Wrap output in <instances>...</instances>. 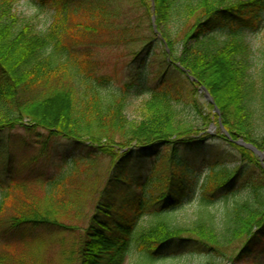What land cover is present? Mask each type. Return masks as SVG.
Instances as JSON below:
<instances>
[{
  "label": "trees",
  "instance_id": "obj_1",
  "mask_svg": "<svg viewBox=\"0 0 264 264\" xmlns=\"http://www.w3.org/2000/svg\"><path fill=\"white\" fill-rule=\"evenodd\" d=\"M18 1L0 0V133L23 127L42 154L57 140L66 168L36 180L39 191L26 179L1 191L0 264H44L51 244L61 264H160L164 252L234 264L264 242V163L234 142L264 151V42L247 40L264 28V0H23L50 12L40 30ZM112 44L154 58L156 85L107 92L92 56ZM213 124L239 163L181 160ZM238 179L246 192L232 194ZM196 188L195 219L181 222L174 211Z\"/></svg>",
  "mask_w": 264,
  "mask_h": 264
},
{
  "label": "rangeland",
  "instance_id": "obj_2",
  "mask_svg": "<svg viewBox=\"0 0 264 264\" xmlns=\"http://www.w3.org/2000/svg\"><path fill=\"white\" fill-rule=\"evenodd\" d=\"M15 12L21 17L24 16L26 18H31L37 30L41 29L45 21L49 22L52 18L50 12L44 11L41 13L37 11L34 6L32 7L31 5L25 4L23 0H20L15 4ZM150 23L153 29L157 32L158 37H160V32L156 30V26L154 24V21H152V17L150 18ZM160 31H164V29H160ZM100 35L98 37L104 38L106 36L104 35V37H102ZM247 40L252 46H259L264 42V28L257 33L248 34ZM80 42L84 44V41ZM137 47L136 45L132 44H112L109 46L94 48L95 56H92V59L96 63H98V66L96 67L99 74L103 73L108 78H110V82L106 87L107 92H119L127 83H133L134 87L140 86L142 88H151L156 85L157 80L155 72L157 69V65L155 64V59H151V61H154L153 64L148 60L145 62V64H143L142 57H136L133 59L132 52ZM256 56L259 55L254 52V61H257L255 60ZM203 94L204 91L201 90V87H199L197 96L200 101H203L205 99L207 100V98H205V95ZM139 101L140 99H136L135 102L132 101L129 104L126 111L127 117L129 119H136V105ZM213 110L216 113L218 112L216 107H214ZM206 132L209 133V135L212 137L208 138L202 145L199 146V149H197V154L195 152L192 153V151L184 150L182 147H179L178 149L180 152L177 154V156H179L181 160L188 162H191L193 160L198 161L201 169H204L208 164L215 162H220L224 165L228 164L229 166H236L237 163H239L237 152L229 145L228 142L223 139L216 138L215 134L217 133V128L215 124L210 125L209 128L206 129ZM221 133L226 136V134L222 131V128ZM39 134L46 136V132L44 130H39ZM37 137V134L30 132L29 130L20 126H17V128L13 130L0 133V193L2 190H5L8 185L24 179H26L28 182L33 181V186H31L34 188V190L37 191L39 185L36 186V180H41L53 174L56 175L66 168L60 161L59 154L56 152L57 150H61L62 148L58 146V144L56 145L55 141L57 140L50 142V144H48L49 148L46 149L47 151H44L42 154L41 151L43 150V147L40 144L38 145L34 143ZM226 137L232 140L229 137V134ZM237 140L242 139L238 138L236 139V141ZM236 141H234L235 144H238ZM55 145L57 147L54 149L53 146ZM154 157L155 156H150L147 163H150L152 160H154ZM259 159H261L262 163H264V158L259 157ZM240 182L241 181L238 179V181L234 183L233 187H231L230 191H232V194H242L246 192L244 188L241 189L242 186H240ZM226 194L227 190L222 189L220 191H217L213 196L217 204H220L218 205L219 207L222 206L221 203L224 201V196ZM198 196V188H196L194 197L188 199L184 203L183 207L174 211L175 216L179 217V220L181 222H188L195 219V203ZM235 197H232V195H228L227 200H232ZM91 212L92 210L88 208V211L80 225H86V223L88 222L87 219L89 218ZM25 249L26 248H24L23 251ZM57 252V247H54L53 244L44 245L42 249V256L45 257L44 264H61V258L57 255ZM27 255L30 256V253H28ZM172 256L173 254L171 252H164V254L159 255L160 264H205L208 261V259H206V256L200 254L177 255V257L172 260H169V258H167ZM125 264L132 263L130 260H127ZM234 264H264V242L259 243L250 255L244 257L237 263L235 262Z\"/></svg>",
  "mask_w": 264,
  "mask_h": 264
},
{
  "label": "water",
  "instance_id": "obj_3",
  "mask_svg": "<svg viewBox=\"0 0 264 264\" xmlns=\"http://www.w3.org/2000/svg\"><path fill=\"white\" fill-rule=\"evenodd\" d=\"M152 21H153V17H152ZM191 79H193L192 77H190ZM201 90L204 91L205 98H207V100L212 103V99L210 97V95H208L207 91L205 90V88L203 86H201ZM216 110V109H215ZM220 128H222V131L226 134V136H228V133L225 131V129H223V127L220 126ZM238 144L244 146V147H248L251 150H253L260 158H264V152H261L260 150H257L256 148H254L251 144L249 143H244L243 140H237L236 141Z\"/></svg>",
  "mask_w": 264,
  "mask_h": 264
}]
</instances>
